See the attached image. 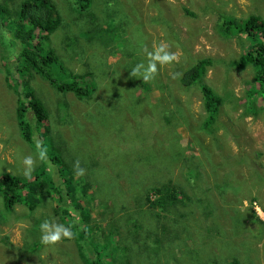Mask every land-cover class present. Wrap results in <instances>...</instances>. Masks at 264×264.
<instances>
[{
	"label": "rangeland",
	"instance_id": "1",
	"mask_svg": "<svg viewBox=\"0 0 264 264\" xmlns=\"http://www.w3.org/2000/svg\"><path fill=\"white\" fill-rule=\"evenodd\" d=\"M15 1L20 7L23 0ZM55 1L64 23L51 35V45L66 46L57 52L75 73L84 71L86 80L95 81L96 91L87 100L79 99L71 92L57 91L47 79L34 72L32 76H20L16 68V79L28 80L49 113L48 119L37 122L29 110L28 119L35 130V143L31 145L22 137L17 117L20 95L7 81L6 63L14 51L13 42L10 48L0 39V174L10 171L27 177L22 158L31 155L36 164L30 176L45 167L54 177L42 174L44 182L35 191V198L43 200L39 205L35 208L29 202L17 205L15 210L7 212L6 219L1 213L4 200L0 195V264H85L76 243L80 240L76 232L86 225L91 231L82 238L107 244L99 251L102 261L98 264H120L115 257L122 254L118 247L127 245L141 248L144 258H148L153 251L144 242L159 250L161 264L173 262L176 256L183 257L181 264H264V102L258 93V82L249 91L256 75L253 63L245 68L231 65L236 60L240 65L238 60L248 50L249 40L245 35L225 37L220 31V25L226 23L224 17L220 19L222 13L237 18L251 13L264 16V0H163L164 3L93 0L84 8L77 0ZM155 6H164V9L156 11ZM170 6L178 9L175 18L164 15ZM184 6L192 13H186ZM126 14L129 19H125ZM3 21L8 23L6 18ZM76 21L87 27L96 25L101 34L90 42L96 32L86 31L81 33L78 42L71 43L67 35ZM117 23L120 28L127 23L129 31L118 33L115 42L110 30ZM8 29L2 25L0 36L4 33L9 39ZM174 32L180 42L177 47V42L170 37ZM161 44L168 49L175 46L177 58L188 55L186 61L198 56L221 58L215 60L216 65L204 77L225 98L212 133L202 127L206 114L199 87L194 92L183 91L181 86L177 92H162L167 91L161 89L166 85L173 90L177 87V79L171 78L170 66L161 72L166 80L161 84L155 83V77L151 81L137 80L150 84V88L143 85L146 90L137 89L142 94L135 93L137 81L128 84V70L136 66L137 54L145 50L148 58V53ZM122 49L134 51V56L123 57ZM99 65H103L101 77L96 73ZM60 73L57 75L61 80L70 79L67 71ZM108 80L112 82L109 91ZM227 92L230 94L225 95ZM149 99L160 101L163 107L170 101L176 106L171 109L173 117L168 127L161 121L154 122V116L144 111ZM101 101L104 104L99 108ZM137 123L145 126L135 128ZM46 139L58 144L60 152L64 142L72 144L79 157L64 155L62 163L40 161L36 144L40 142L48 152ZM153 147H161L167 152L164 155L172 159H166L163 154L147 158L152 156ZM182 151L192 156L190 169L196 175L194 181L200 182L204 176V183L212 186L207 191L210 201L194 202L196 210L208 202L210 205L205 210L217 223L208 224L199 210L193 223L185 219L190 225H182L174 233L168 223L184 211V202L165 214L159 208L141 204L137 198L140 195L145 200L148 194L154 199L151 187L155 182L169 180L170 172L176 183L191 184L185 179L188 166L175 160ZM144 154L145 158L139 160ZM137 162L142 163L139 170ZM121 163L124 170L129 167L133 171V177L128 171L130 178L119 176L117 166ZM78 169L84 170L83 175L77 174ZM107 173L113 177L111 186H105ZM82 209L91 212H88L89 220L83 219ZM45 219L73 225V237L62 238L54 246L43 245L39 226ZM119 257L126 259L125 255Z\"/></svg>",
	"mask_w": 264,
	"mask_h": 264
},
{
	"label": "trees",
	"instance_id": "2",
	"mask_svg": "<svg viewBox=\"0 0 264 264\" xmlns=\"http://www.w3.org/2000/svg\"><path fill=\"white\" fill-rule=\"evenodd\" d=\"M92 1L93 0H77V4L79 6L82 5L84 8L90 6ZM176 7L170 6L168 12L164 10V15L167 16V18H175V14L178 13V9ZM162 8L164 9V6L158 7V9L155 8V10L157 11ZM150 9H153V7ZM184 11L188 14L192 13V11L187 6H184ZM222 17H224L226 21V23L220 25V31L222 33V36L230 37L235 35H245L249 40L250 45L248 46V50L243 52L238 60L240 65H238L237 60L235 61V64L231 61L230 62L231 65H235L237 67L244 66L243 68L253 63L252 65L255 69L256 75L254 82L249 88V91H251L257 85L258 82V93L264 101V16L260 15L259 13H251L245 18H237L231 14L222 13L220 15V19ZM3 18H6L8 20V23H5V21L1 22V19ZM125 19H129V14H126ZM63 23L64 18L55 0H23L20 7H18V2L15 0H0V31L2 25L7 26L9 28V37L12 40L10 38L7 39L8 36H4V33L0 36V39L4 41V44L7 45V47L10 46V48L13 42L12 48L14 50L8 58L9 62L6 63L8 71L7 81L9 82L10 86L13 87L20 95L19 107L17 109V117L21 126L20 129L22 137L30 144L35 143V130L34 125L32 126L31 121L28 119L27 114L29 110H32L37 122H43L45 119H48L49 113L47 111L48 109L45 105V102L42 100V98L40 99L36 95L35 89L28 85V80H22L20 78L16 79L17 74L14 72L16 68L20 76H32L34 72L35 74H39L45 79H47L56 88L57 91L63 93L71 92L75 94V96L79 99L87 100L96 91V82H91L88 79L86 80L87 74H85L84 71L75 73L74 69L70 65L65 64V59L63 58L62 54L61 56L59 55L57 49H62V47L63 49H65L66 46L58 48L51 45V35L56 33L57 30H59V28L63 25ZM164 23H166V21ZM91 26L92 24L89 26V28L80 24L79 21H76L74 28L67 35L68 40H70L71 43L78 42L80 40L81 33L86 31L88 33L96 32V34L89 39V41L92 42L93 38H97L98 35L101 34V32H98V27L96 25L92 27ZM127 29V23H124L121 28L119 23H117V25H113L110 32L113 35L114 41L116 42V37L118 33H126L127 31H129ZM74 30L79 31L77 33H74ZM170 37L174 39V42H177V47L180 43L178 42L179 40L176 38L177 33L174 32L170 35ZM176 47H169L168 50L175 54ZM154 49L155 48H153V50ZM121 51L125 54L123 56L125 58H132L134 56V51H128L124 49H122ZM141 52V54H137L136 56V65L141 62L147 64L148 58L145 57V50H142ZM179 55H181V52ZM187 56L188 55L178 56L176 61L171 64L164 65L162 67L158 65V70L155 74V83L161 84L162 81L165 80L161 76V72H163L167 68V66H170L173 72V77L177 79V87H174L173 90L172 86L166 85L161 89L166 88L167 91L162 92H177L179 86L182 87L181 90L190 92H194L195 90L200 88L203 99L202 107L206 114V117L203 120L202 127L212 133L214 125L217 122L221 106L225 101V98L223 93L216 89L215 86L209 84L204 79V77L208 69H211L216 65L215 60L219 61V59L221 60V58L218 56H216L215 58L198 56L197 58L192 57L191 59L193 60L190 59L189 61H186L185 58ZM102 66L103 65L98 66L99 70L98 68H96V73H98V77L104 75L102 72ZM113 66L115 67L116 64H113ZM66 71L68 72L70 79L63 81L57 74H61L60 72ZM128 74L129 79L127 81L129 85H132L134 81L141 79L139 77H133L131 75V69L128 70ZM111 83L112 82H110V80L107 81L106 89L108 91L110 86L112 87ZM135 85V93L137 94H142L136 92L137 89L143 91L146 90L147 87L150 88V84L145 82L137 81ZM149 92L151 93V91ZM110 93L113 97H116L112 92ZM227 94H230V92H227L225 95ZM103 104L104 101H101L99 104V108ZM174 107L176 106L174 105ZM174 107L171 105V101L166 103L163 107L160 101L151 102V100L149 99V102L146 103L144 106V111L154 116V122L161 121L163 122V126L168 127L167 125L172 122V120H170L173 117V112L171 109H173ZM166 120H168L169 122L164 123V121ZM185 120L187 119L185 118ZM128 124H130V122H128ZM142 126L145 125L142 123H137L135 128ZM88 133L89 130H87V134ZM192 136L194 139L197 138L195 132L192 133ZM45 145L49 149L48 152H46V162L62 163L64 155L66 157H75L76 155V157H79V154H76L75 151L72 149L73 145L67 142L63 143L64 148L61 152L60 146L58 144H54V142H50L49 139L45 140ZM57 147L59 148V150L56 151ZM153 150L154 152H152V156H146L147 158L153 159L158 157L160 154L164 155L167 153L161 147H153ZM164 156L166 157V159H172V157H168V155ZM143 158H145V154L139 160ZM48 159H50L51 161H47ZM175 160L177 162L184 163L183 166H188V170H185L184 173L186 174L185 179L191 184L185 185L184 182H180L179 184L176 183L172 178V172H170L168 177L169 180L155 182L154 185L151 187L152 191L155 192L151 194L155 196L154 199H152L147 194L145 200H143L144 197H141L140 195L137 200L140 201L141 204H148L151 208H159V210L165 214L172 212L173 209L177 208L181 203L184 202V211L179 212L180 214L178 216L173 217L168 223L170 224L171 231H173L174 233L177 232L178 227H181L182 225H190L186 222L187 220L185 219H190L193 223L199 210H201V218L203 220L205 219L208 224L212 222V224L215 226L217 220L215 218L211 219V217L205 210V206L210 205L208 204V202L210 201V197L208 196V190L212 186L210 187L208 184L204 183V176H201L203 179L202 181H194L195 174L190 169L192 164V156H186L185 152L182 151L177 157H175ZM136 164L137 170L142 168L141 162H137ZM122 166L123 163L118 164L117 166V172L119 176L127 175V177L130 178L131 175L133 177V171L129 167L125 168L124 170ZM102 169L107 172V169ZM126 171H128L130 175H128ZM36 172L37 174L35 176H27L25 178L18 176L10 171H5L0 174V195L3 196L4 200V202H2L3 209H1V213L3 214L4 219H6L7 212L15 210L17 205L27 204L29 202L28 205H30V207L32 208H35L39 202L43 201L39 198L38 200L37 198H35L36 189H38L39 186L44 182L41 179L42 174L44 173L45 175L46 173H49L52 179H54V177L51 174L50 170L45 167H41ZM50 176H48V179H50ZM107 179L108 182H106L105 186H111L110 180L113 179V177L112 175H110V173H107ZM184 188L188 189L190 193L188 191L185 192ZM70 194L71 193H69V195ZM72 194H75V192L73 191ZM120 194L121 192H119V195ZM184 198L185 201H183ZM206 199L208 200L207 204L203 205L202 209L197 208L198 210H196L194 202H200L201 200ZM82 210L84 211L82 213V215H84L83 219L85 221L89 220L88 212L91 213L89 209ZM3 211L5 212L3 213ZM161 212H159L158 215H161ZM70 226L72 232L75 233L74 226ZM90 231L91 229H88L87 225L85 229H79V231L76 232V234L78 235V239L84 240L85 242H80V240H78L76 241V243L78 245V248L80 249L81 257L83 258L85 264H98V262L102 261L100 259L99 251L105 248L107 244H105V242L93 240V238H82ZM144 245H146L149 249L153 251V253L148 258H144L141 248L130 245H127L125 246L126 248L124 247L122 249L119 246L118 250L122 251V254L115 257L119 260L120 264H152L151 261H157L158 264H161L162 259L160 256H158L159 250L149 247L145 242ZM84 250L86 252H89L90 254H87ZM113 250H116V248H113ZM113 254L111 253V255ZM123 255L126 256L125 260H122L119 257ZM190 255L191 254H189L188 256L191 257ZM182 261H184L182 256H176L174 258V261L169 264H181ZM185 264L193 263L189 262Z\"/></svg>",
	"mask_w": 264,
	"mask_h": 264
},
{
	"label": "clouds",
	"instance_id": "3",
	"mask_svg": "<svg viewBox=\"0 0 264 264\" xmlns=\"http://www.w3.org/2000/svg\"><path fill=\"white\" fill-rule=\"evenodd\" d=\"M176 60L177 56L174 53L170 52L166 45L161 44L152 52L148 53L147 64L141 62L131 69V75L133 77H139L144 81H151L152 79H154L155 74L157 73L158 65L162 67L164 65L171 64ZM36 147L39 150V160L43 161L44 159H46V151L42 148L40 142H37ZM22 164L25 166L24 175L30 176L33 168L35 167L36 160L31 155L24 156L22 158ZM83 173V169H78V175H83ZM256 210L257 209L255 208V211ZM39 230L41 233L40 242L43 245L49 247L54 246L62 238L71 239L74 235L71 230V226L64 225L53 219H45L40 224Z\"/></svg>",
	"mask_w": 264,
	"mask_h": 264
}]
</instances>
